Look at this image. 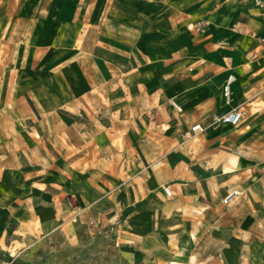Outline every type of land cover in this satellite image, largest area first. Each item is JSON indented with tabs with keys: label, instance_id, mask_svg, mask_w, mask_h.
Segmentation results:
<instances>
[{
	"label": "crops",
	"instance_id": "0c3cea01",
	"mask_svg": "<svg viewBox=\"0 0 264 264\" xmlns=\"http://www.w3.org/2000/svg\"><path fill=\"white\" fill-rule=\"evenodd\" d=\"M0 3V113L4 124L16 112L22 126L2 134L0 250L85 219L102 231L124 217L136 236L156 215H177L189 241L179 252L192 253L184 263L204 264L198 240L222 234L208 228L219 215L203 197L223 180L228 193L261 190L264 167L245 133L231 140L239 153H210L225 178L209 171L203 180L187 160L198 146H179L177 131L216 135L191 129L207 128L212 114L240 109L242 124L264 109V0ZM229 75L236 81L227 103ZM239 232L222 242L224 253L245 251Z\"/></svg>",
	"mask_w": 264,
	"mask_h": 264
},
{
	"label": "rangeland",
	"instance_id": "374dc122",
	"mask_svg": "<svg viewBox=\"0 0 264 264\" xmlns=\"http://www.w3.org/2000/svg\"><path fill=\"white\" fill-rule=\"evenodd\" d=\"M9 85H12V80ZM259 86L264 88V82L259 83ZM259 105H264V100L259 101ZM258 112L259 115L251 117L247 114L243 123L236 127L222 128L208 124L205 130H215L216 135H193L188 129L177 131L179 146L189 145L191 149L198 146L200 155L196 158L190 155L187 160L191 165L201 168L203 180L207 179L205 177L209 176V171L219 178H225L219 163H216L217 158L212 156L215 154L210 153L219 150L239 153L232 149L231 140L245 133H250L255 138L254 143L258 146L255 150L260 152L255 154V158L258 156L264 167V109ZM4 117L6 119L2 124L3 115L0 113V152L3 131L13 133L22 127L18 125L20 117L16 112L11 111L4 114ZM176 120L181 124L183 118ZM236 179L242 183L245 177L239 175ZM225 183V180L220 181L222 186L211 190L210 198L203 197V203H212L214 214L219 215L208 228L211 231H221L222 240L207 236L200 238L198 242L202 246L199 247L201 252L198 256L204 259V264H264V204L258 202L259 192L264 195V188H255L246 193L241 188L236 189L240 193L228 200V195L236 191L228 193L232 188ZM166 216L163 218L162 215H156V221L149 228L139 226L141 234L136 236L131 235L128 226H125L124 217L111 221L102 231H92V225L85 219L77 226L68 224L64 229L51 233V236L32 237L26 243L20 242L11 249L4 247L0 250V264H185L183 255L189 256L192 253L179 252L181 245L189 246L188 239L180 235L183 228L182 221L179 220L181 218L177 215ZM3 224L0 219V240L5 238L2 236L5 233ZM6 227L9 231L13 230L12 225ZM232 230L243 231V240L247 246L244 252H223L222 242L236 237ZM6 243L9 245V239H6Z\"/></svg>",
	"mask_w": 264,
	"mask_h": 264
},
{
	"label": "built area",
	"instance_id": "2783aa9c",
	"mask_svg": "<svg viewBox=\"0 0 264 264\" xmlns=\"http://www.w3.org/2000/svg\"><path fill=\"white\" fill-rule=\"evenodd\" d=\"M256 4L258 6H261L263 3L261 1H256ZM261 42L264 44V36L261 37ZM236 81V78L234 75H229L227 78L224 86H223V96L227 103L231 102V85ZM171 106L174 110H176L179 113H182L181 106L173 101L171 102ZM243 119V112L240 109H234L228 113L225 114H212L211 116V124L213 126H239ZM205 127H202L201 125L197 124L192 127L191 132H203L205 131ZM165 193L167 197L172 198L173 194L170 191L169 188H165ZM238 195V192H234L232 194H229L227 199L231 200L234 196ZM92 226L94 225V222L92 221L90 223Z\"/></svg>",
	"mask_w": 264,
	"mask_h": 264
}]
</instances>
